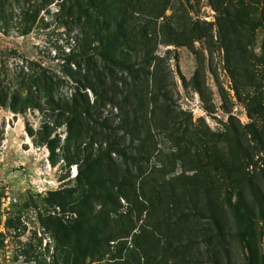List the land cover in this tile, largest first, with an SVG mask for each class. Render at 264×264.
<instances>
[{
    "label": "rangeland",
    "instance_id": "374dc122",
    "mask_svg": "<svg viewBox=\"0 0 264 264\" xmlns=\"http://www.w3.org/2000/svg\"><path fill=\"white\" fill-rule=\"evenodd\" d=\"M62 1L42 6V0H9L0 13V264H113L119 259L101 245L80 243L76 231L88 226L79 216L85 181L75 158V127L64 117L81 77L72 58L103 40L90 35L85 16L80 23L68 17L69 4ZM133 1L125 15L111 7V17L123 22L127 36L118 33L110 40L126 42L127 60L144 61L149 96L155 95L159 107L168 106L169 116L161 129L153 131L150 122L156 142L150 160L128 165L147 170L162 155L168 177L185 171L210 187L215 218L205 210L187 222L179 213L170 221L188 229L189 237L180 242L173 229L170 234L181 250L187 247L191 264H264V0ZM76 59L83 68V59ZM94 60L101 65L99 55ZM115 71L120 73L118 67ZM82 91L94 101L90 89ZM121 114L110 104L103 108L114 127ZM159 116L165 118L163 112ZM173 122L186 128L190 141L182 139L184 165L171 157L180 133ZM122 130L129 141L132 135ZM145 133L142 128L134 137ZM211 147L226 167L208 164L204 153ZM196 150L202 165L194 161ZM245 150L252 156L249 164ZM112 157L126 165L121 155ZM4 198L9 209L3 210ZM120 201L122 212L139 208L137 201ZM90 203L100 207L94 198ZM156 234L167 235L166 227Z\"/></svg>",
    "mask_w": 264,
    "mask_h": 264
},
{
    "label": "trees",
    "instance_id": "16d2710c",
    "mask_svg": "<svg viewBox=\"0 0 264 264\" xmlns=\"http://www.w3.org/2000/svg\"><path fill=\"white\" fill-rule=\"evenodd\" d=\"M52 1L42 0L41 5L45 6ZM63 1L69 4L68 17L80 23L85 16L86 20L84 19L83 23L88 27L90 35L103 40L93 48L89 46L88 50L82 49L72 58L81 69V77L77 80L74 104L66 110L69 116H64L75 127V158L82 163L80 174L85 181L80 189L79 216L80 221L85 222L88 227H80V230H76L79 242L101 245L104 247V252L110 253L113 257L118 254L119 259L114 262L115 264H191L186 256L187 247L181 250L179 244L182 236L189 237L188 229L181 230L182 226L177 228L181 223L176 221H174L175 226H171L170 221L173 214L179 213L178 217L182 215L183 221L187 222L190 216L204 214L205 210L215 218L217 209L210 195V187L200 185L197 174L188 176L185 171L168 177L169 170H166L168 163L161 158L162 155L157 156L159 163L154 162L147 170L141 167L133 170L128 165L129 160L134 163L150 160L156 148L153 131L164 128L169 116L168 106L159 107L155 95L149 96L150 70L144 66V61L127 60L124 57L126 42L117 40V43H120L118 45L110 40V37L117 38L118 33L122 37L127 36L123 22L111 17V7L114 4L119 13L125 15L126 7L132 6L134 1ZM8 2L9 0H0V13L4 12ZM61 6L64 8L65 3ZM25 14L30 15V11L27 10ZM94 54L101 57L100 66L96 65ZM77 56L83 59L85 63L83 68L78 63ZM115 67L120 69V73L115 71ZM86 89H90L95 96L93 102L90 101L87 93L82 91ZM151 101L155 103L150 109ZM109 104L117 107L122 113L115 127L109 123L108 116H103V108ZM161 112L164 113L165 118L160 119ZM148 113L151 115L148 116ZM150 122L153 123V131ZM173 123L180 133L176 138V150L172 152L171 157L174 161L180 160L184 165L187 161L185 162L179 154L186 148L182 145L183 140L187 143L190 141L185 139L186 128L176 127L175 122ZM142 128L146 133L142 137H134V134ZM119 130L130 133L132 138L128 141L125 135H120ZM134 140L137 141L136 144H133ZM131 146H134V152L128 151V147ZM112 153L121 155L126 165L122 166L115 162ZM198 153L199 150H196L194 161L202 165V157ZM216 153L217 150L212 147L208 151L205 149L204 156L208 164H214L217 168L219 164L226 167ZM245 155L247 163L252 160L250 154ZM169 159L167 158V161ZM99 166H101L100 170H97ZM250 188L253 196L262 205V197L257 185L250 181ZM236 195L240 204L245 203L240 190L236 191ZM121 197L126 198L130 203L138 202L139 208L136 213L132 208L124 212L120 210ZM140 197L142 201L138 200ZM93 198L100 203L98 209L91 207L90 201ZM229 199L231 200L230 197ZM143 212H145L144 217ZM139 220L142 222L137 225ZM161 225L163 226L160 227ZM163 227H166L167 235L157 236L156 233ZM136 228L139 231H134ZM172 229V234L178 236L175 239L179 241L178 244L173 242L171 237L173 235L170 234ZM129 236L132 238L131 243H128ZM113 244L116 249L113 248Z\"/></svg>",
    "mask_w": 264,
    "mask_h": 264
},
{
    "label": "built area",
    "instance_id": "2783aa9c",
    "mask_svg": "<svg viewBox=\"0 0 264 264\" xmlns=\"http://www.w3.org/2000/svg\"><path fill=\"white\" fill-rule=\"evenodd\" d=\"M3 201H4V203H3V210L4 209H9V203H10L9 199L5 201V198H4Z\"/></svg>",
    "mask_w": 264,
    "mask_h": 264
}]
</instances>
